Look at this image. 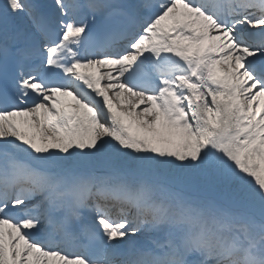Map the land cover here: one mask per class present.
Returning <instances> with one entry per match:
<instances>
[{"label":"snow or ice","instance_id":"obj_1","mask_svg":"<svg viewBox=\"0 0 264 264\" xmlns=\"http://www.w3.org/2000/svg\"><path fill=\"white\" fill-rule=\"evenodd\" d=\"M0 264H264V0H0Z\"/></svg>","mask_w":264,"mask_h":264}]
</instances>
